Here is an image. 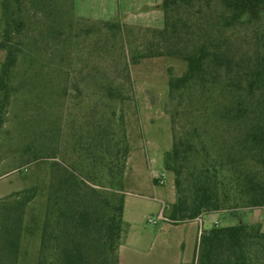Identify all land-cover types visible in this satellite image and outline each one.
I'll list each match as a JSON object with an SVG mask.
<instances>
[{"label": "trees", "instance_id": "obj_1", "mask_svg": "<svg viewBox=\"0 0 264 264\" xmlns=\"http://www.w3.org/2000/svg\"><path fill=\"white\" fill-rule=\"evenodd\" d=\"M44 3L34 0L32 7L52 22L51 38L68 42L73 15L63 9L53 19ZM26 9L20 0L3 1L0 50L7 57L0 76V137L15 91L11 71L22 51L17 38L25 31ZM161 9L163 28L101 23L109 33L102 34L105 41H122L125 82L130 67L145 59L187 64L182 76L169 81V98L177 103L173 122L182 129L164 161L176 177L170 221L179 225L224 210L264 208V0H162ZM92 80L100 102L90 112L88 130L75 140L76 159L51 185L38 264H120L122 180L133 151L129 96L112 76L96 72ZM37 195L36 187L27 190L0 229V264H17L24 207ZM192 264H264L261 225L203 231Z\"/></svg>", "mask_w": 264, "mask_h": 264}, {"label": "rangeland", "instance_id": "obj_2", "mask_svg": "<svg viewBox=\"0 0 264 264\" xmlns=\"http://www.w3.org/2000/svg\"><path fill=\"white\" fill-rule=\"evenodd\" d=\"M20 1L28 8L27 21L17 38L22 51L11 71L15 91L0 137V229L14 217L27 190L36 187L38 195L24 207L17 264H38L51 185L63 167L76 159L75 140L88 130L90 112L100 102L94 96L96 72L112 76L129 96L125 108L133 151L122 180L123 264H192L201 233L214 226L261 225L264 232V208L224 210L194 224L170 221L172 200L177 201L176 177L165 169L164 161L182 129L179 121L173 122L177 103L169 98V81L182 76L187 64L166 57L145 59L130 67L125 82L122 41H105L109 33L101 23L163 28L162 11L145 10L144 0H79L77 4L76 0H45L54 11L53 19L63 9L73 15V36L67 42L65 36L51 38L52 22L32 7L34 0ZM6 57L7 52L0 50V75ZM1 235L0 230V248Z\"/></svg>", "mask_w": 264, "mask_h": 264}, {"label": "crops", "instance_id": "obj_3", "mask_svg": "<svg viewBox=\"0 0 264 264\" xmlns=\"http://www.w3.org/2000/svg\"><path fill=\"white\" fill-rule=\"evenodd\" d=\"M107 1H109V0H107ZM111 1L113 2V0H111ZM161 1L162 0H158V2L156 4L154 3L152 5L151 0H144V5L142 6V8H144L145 10H150V11H153V10L162 11V9H161L162 2ZM77 2H79V0H76V4H77ZM176 202H177L176 199L175 200H172V203L171 204H175ZM211 215H214V214L212 213V214L204 215L200 219H196V220L190 221L188 223L194 224V223H197V222H201L204 217L211 216ZM122 241H123V239H122ZM123 247H124V252H125V250H126L125 247L126 246L123 245V243L121 242V245H120V248H119L120 264H123V258H122V248Z\"/></svg>", "mask_w": 264, "mask_h": 264}, {"label": "built area", "instance_id": "obj_4", "mask_svg": "<svg viewBox=\"0 0 264 264\" xmlns=\"http://www.w3.org/2000/svg\"><path fill=\"white\" fill-rule=\"evenodd\" d=\"M157 180L161 186L165 184L164 177L157 178ZM150 222H153L152 219H150ZM154 223L156 224V221H154Z\"/></svg>", "mask_w": 264, "mask_h": 264}]
</instances>
